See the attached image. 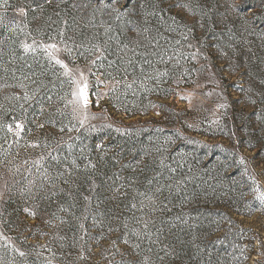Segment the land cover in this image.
<instances>
[{
	"label": "rangeland",
	"instance_id": "374dc122",
	"mask_svg": "<svg viewBox=\"0 0 264 264\" xmlns=\"http://www.w3.org/2000/svg\"><path fill=\"white\" fill-rule=\"evenodd\" d=\"M39 1L0 0V264H264V0Z\"/></svg>",
	"mask_w": 264,
	"mask_h": 264
},
{
	"label": "trees",
	"instance_id": "16d2710c",
	"mask_svg": "<svg viewBox=\"0 0 264 264\" xmlns=\"http://www.w3.org/2000/svg\"><path fill=\"white\" fill-rule=\"evenodd\" d=\"M20 3H23V4H26V5H33V6H37L39 5V0H19ZM73 201L74 203H76V205L80 208V212H82L84 210V207L86 206V202H87V198L86 197H83L82 195H74L72 197H70L68 200H66L65 198L61 200V203H60V208H65L67 209L68 207V203L69 201ZM80 215H76L75 218H78L77 216H81V213H79ZM71 225H75L76 226V222L72 223V221L66 223L65 226L69 227ZM182 248H184L185 246H181ZM178 256H181L180 253H177L176 255L174 256H170L169 258H167L166 260L163 259V260H160L158 264H183L182 262L179 261V258ZM180 262V263H179Z\"/></svg>",
	"mask_w": 264,
	"mask_h": 264
},
{
	"label": "snow or ice",
	"instance_id": "6c2138e0",
	"mask_svg": "<svg viewBox=\"0 0 264 264\" xmlns=\"http://www.w3.org/2000/svg\"><path fill=\"white\" fill-rule=\"evenodd\" d=\"M52 47H55L54 45ZM57 63H59V61H57ZM87 88V84H84L80 89H79V97L82 101L87 102V95H86V92H85V89ZM260 200L262 203H264V196L260 197ZM21 255H23V253H21Z\"/></svg>",
	"mask_w": 264,
	"mask_h": 264
}]
</instances>
